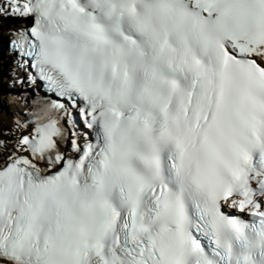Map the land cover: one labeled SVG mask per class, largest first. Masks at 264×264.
<instances>
[{"label": "snow or ice", "instance_id": "obj_1", "mask_svg": "<svg viewBox=\"0 0 264 264\" xmlns=\"http://www.w3.org/2000/svg\"><path fill=\"white\" fill-rule=\"evenodd\" d=\"M0 15L31 20L12 40L31 92L0 139V264H264V0Z\"/></svg>", "mask_w": 264, "mask_h": 264}, {"label": "bare ground", "instance_id": "obj_2", "mask_svg": "<svg viewBox=\"0 0 264 264\" xmlns=\"http://www.w3.org/2000/svg\"><path fill=\"white\" fill-rule=\"evenodd\" d=\"M24 27L26 26H12L8 28L9 39L14 36V33ZM5 49L6 50H0V59H13L14 57H12L9 49L7 47ZM9 68H11L9 74L12 79L18 80V78H24L23 71L20 70L16 64L13 65L12 63ZM23 93L24 90L15 92L13 96H8L6 103L2 105V109H0L2 112L0 113V126L4 127L6 130L14 129V120L17 118V116H23V113L26 111L25 101L21 100ZM16 135H19V133H16Z\"/></svg>", "mask_w": 264, "mask_h": 264}, {"label": "rangeland", "instance_id": "obj_3", "mask_svg": "<svg viewBox=\"0 0 264 264\" xmlns=\"http://www.w3.org/2000/svg\"><path fill=\"white\" fill-rule=\"evenodd\" d=\"M1 18L4 19H15L16 21L14 22H5L3 21ZM21 19L22 18H17L13 15H0V50H6L4 46H2V40L4 38L9 39V35H8V28L12 27V26H18L21 24ZM20 20V21H18ZM11 62H12V58L3 60L0 59V109H2V105H4L8 99V96H13L15 92H19V91H27L29 89H25L23 86H19L18 82L16 79H12L10 77V70L11 68H9L11 66ZM2 63V64H1ZM0 113H2L0 111ZM24 115V113H23ZM5 131H8L6 129H4V127L0 126V139H4V140H11L13 139V137L11 136H6V135H2V133H4Z\"/></svg>", "mask_w": 264, "mask_h": 264}, {"label": "water", "instance_id": "obj_4", "mask_svg": "<svg viewBox=\"0 0 264 264\" xmlns=\"http://www.w3.org/2000/svg\"><path fill=\"white\" fill-rule=\"evenodd\" d=\"M8 44H9V40L6 39V38H4V39L2 40V45H3V46H8Z\"/></svg>", "mask_w": 264, "mask_h": 264}, {"label": "trees", "instance_id": "obj_5", "mask_svg": "<svg viewBox=\"0 0 264 264\" xmlns=\"http://www.w3.org/2000/svg\"><path fill=\"white\" fill-rule=\"evenodd\" d=\"M3 21L5 22H14L16 21L15 19H4V18H1Z\"/></svg>", "mask_w": 264, "mask_h": 264}]
</instances>
